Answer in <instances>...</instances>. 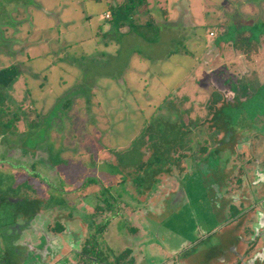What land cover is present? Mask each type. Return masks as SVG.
Wrapping results in <instances>:
<instances>
[{"label":"rangeland","instance_id":"1","mask_svg":"<svg viewBox=\"0 0 264 264\" xmlns=\"http://www.w3.org/2000/svg\"><path fill=\"white\" fill-rule=\"evenodd\" d=\"M117 1L0 0V67L16 65L20 70L8 92H2L10 101L3 102L5 105L17 103L21 108L18 132L7 136L14 145L23 143L30 133L33 137L27 145H35L25 152L23 147L0 146L3 192L17 184L16 174L18 181L28 177L24 187L36 195L54 192L50 186L70 188V180L78 185L88 174L86 189L92 186L88 179L93 177L111 182L109 192L116 196L134 186L122 182L132 167L128 164L122 169L120 153L114 155V162H100L99 156L109 157L105 147L125 153L139 145L140 135L152 139L158 131L165 133L164 122L198 119L203 113L200 107L210 113L225 79L228 96L229 84L236 90L239 76L241 81L264 82V0H148L139 10L154 15L158 32L149 28L147 33L152 41L146 34L134 32L128 42H109L105 30L112 21L103 14ZM145 18L146 14L141 20ZM162 19L168 21V27H162ZM249 45H253L250 51ZM255 84L256 89L249 85L254 98L241 110L246 112L245 123H253L264 133L256 123V113L264 111L260 95L264 84ZM255 93H259L257 98ZM24 109L29 121L35 119L41 126L46 122V140L37 143L42 131L38 132L40 126L27 127ZM123 143L127 145L122 147ZM147 148L152 151V146ZM91 159H98L99 165L90 164ZM202 181L197 172L184 180L186 199L191 202L176 212L180 221L190 222L186 228L192 235L198 231V223L207 231L222 218L205 200ZM191 216L196 220H189ZM128 226L118 216L100 236L103 248L110 249L104 255H109L111 263L116 261L114 253L141 246ZM213 239L217 241V235ZM146 247L142 252L145 259L150 264L159 262L157 254L150 255Z\"/></svg>","mask_w":264,"mask_h":264},{"label":"flooded vegetation","instance_id":"2","mask_svg":"<svg viewBox=\"0 0 264 264\" xmlns=\"http://www.w3.org/2000/svg\"><path fill=\"white\" fill-rule=\"evenodd\" d=\"M5 67L8 66L0 69ZM239 79L236 90L230 89L229 84L231 96L223 88L228 85L227 79L223 81L210 113L200 107L203 113L198 119L164 122L165 133L158 131L152 139L151 135L142 134L139 145L125 153L105 147L109 157L99 156L100 162H114V155L120 153V159L124 157L122 169L126 170L128 164L133 169L127 170L129 174L126 172L122 182L134 186L116 196L109 192L111 182H98L93 177L88 179L92 186L86 189L88 174L78 185L70 180V188L50 186L54 192L48 195L32 191L29 194L24 187L28 177L18 181L16 174L14 183L18 187L16 184L5 192L0 189V264H150L142 253L143 246L149 248L150 255L157 254L156 264H264V133L253 123H245L246 112L241 110L253 97L249 85L256 89V82H264L241 81L240 76ZM9 87L0 86V146L30 151V133L23 143L14 145L7 136L18 132L17 123L21 120L19 104L3 103L9 101L2 93H7ZM258 94L255 93L256 98ZM260 95L264 98V91ZM23 114L27 127L40 126L41 140L37 143L46 140L45 118V125L41 126L42 122L28 120L25 109ZM256 114L257 126L264 129V111ZM244 123V128L237 129L238 124ZM126 145L123 143L122 147ZM147 146H152V151ZM91 160L90 164L99 165L98 159ZM196 172L202 176L210 209L222 218L207 231L198 223V231L192 235L186 228L190 222L180 221L176 212L191 202L186 199L184 180ZM118 216L130 224V235L141 246L127 247L119 254L112 250L116 261L111 263L109 255H104L110 249L103 248L100 236Z\"/></svg>","mask_w":264,"mask_h":264},{"label":"trees","instance_id":"3","mask_svg":"<svg viewBox=\"0 0 264 264\" xmlns=\"http://www.w3.org/2000/svg\"><path fill=\"white\" fill-rule=\"evenodd\" d=\"M148 0H119L113 4L109 10L112 12V20L118 21L119 25H128L133 32H137L140 35L146 34L150 32H155V25H157L154 15L150 11H141L144 4L147 5ZM146 14V18L142 21V17ZM118 25V26H119ZM159 26V25H158ZM157 26V27H158ZM146 38L145 36H143ZM151 37V36H150ZM148 37L149 41H152V38ZM155 40V39H154ZM241 42H245V40L241 39ZM253 45H249L247 47L248 51L252 50ZM18 69L16 66L11 65L5 68L0 69V86L2 88L9 87L18 76ZM35 148V145L32 146Z\"/></svg>","mask_w":264,"mask_h":264},{"label":"crops","instance_id":"4","mask_svg":"<svg viewBox=\"0 0 264 264\" xmlns=\"http://www.w3.org/2000/svg\"><path fill=\"white\" fill-rule=\"evenodd\" d=\"M107 13H109L111 15L109 17V19H107V17H106ZM103 17H104L105 20L112 21L111 22L112 24L109 26L110 28H107V30H105V33L106 34L108 33L110 35L109 42L117 41V39H120L121 42L126 39V41L128 42L129 40L133 39V35H136L135 33H133L130 30V27L128 25H119L120 23L118 21L112 20V12L109 9H106L104 11ZM162 23H163V26H162L163 28L168 27L167 26L168 25V21L167 20L162 19ZM159 32L162 33L163 31L159 30ZM211 32H213V31L209 32L210 35H211ZM171 34H173V33H171ZM211 36H214V35H211ZM205 37L207 38V32L205 33ZM203 47H208L207 43H204ZM168 80H169V78H168Z\"/></svg>","mask_w":264,"mask_h":264},{"label":"built area","instance_id":"5","mask_svg":"<svg viewBox=\"0 0 264 264\" xmlns=\"http://www.w3.org/2000/svg\"><path fill=\"white\" fill-rule=\"evenodd\" d=\"M111 15L109 13L106 14V17L109 18ZM213 34V33H212Z\"/></svg>","mask_w":264,"mask_h":264}]
</instances>
